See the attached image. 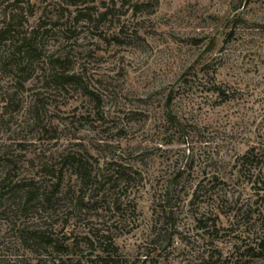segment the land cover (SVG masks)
Here are the masks:
<instances>
[{
	"label": "rangeland",
	"instance_id": "374dc122",
	"mask_svg": "<svg viewBox=\"0 0 264 264\" xmlns=\"http://www.w3.org/2000/svg\"><path fill=\"white\" fill-rule=\"evenodd\" d=\"M21 2L42 56L0 64V264H264V0Z\"/></svg>",
	"mask_w": 264,
	"mask_h": 264
},
{
	"label": "trees",
	"instance_id": "16d2710c",
	"mask_svg": "<svg viewBox=\"0 0 264 264\" xmlns=\"http://www.w3.org/2000/svg\"><path fill=\"white\" fill-rule=\"evenodd\" d=\"M10 7L12 9L9 12L5 11L3 21L0 23V50H4V55H0V64H2L4 67L12 69V71L16 75H23L24 73H27L29 68L42 56L38 44L39 30L33 29L31 32L23 30V22L21 21V16L24 13V8L22 6L21 0H15L10 5ZM86 17H88V15L80 14L77 18L79 20V18L86 19ZM48 62L49 69L52 73L51 79H53V82H58L62 87L66 85H76V83H78L76 77L74 75H70L65 68V66L67 65V58L60 59L54 58L52 56L49 58ZM256 151L257 150L253 148V150L243 156V165L249 163L250 159L254 160L259 156ZM63 160L65 165L70 166L71 169L77 174V177L80 179L82 185H88L91 182V176L86 170V164L82 162L81 159L77 158L76 155L68 154L64 157ZM8 180V177L2 180V187L6 186ZM59 187V184L52 185V191L48 192L46 190H42L37 182L31 181L30 183L24 185H22L21 183H16L13 189L16 190L20 188L24 190V204H30L35 201H40L44 205H51L55 197L54 194L58 193ZM258 190H261V188ZM83 202L84 198L78 197L76 204L77 207L80 208V205H82ZM24 204L19 205L18 207L23 208L25 206ZM25 232L26 231L24 230L22 233ZM28 236L29 239H31V241H34L37 245H40V243L43 241L45 242V245H48L49 247H61L60 245L49 240L46 237L47 235L45 234V232L33 230L28 233ZM261 246L262 245L260 244L259 247ZM253 251V247H247L243 252L248 253L250 257H253ZM107 252V255H105L104 257L98 256V261H96L95 263L91 262V264L114 263L112 257V253L114 252ZM250 252L252 254H250ZM65 264L85 263H82L80 260H73L71 258H68V260L65 261Z\"/></svg>",
	"mask_w": 264,
	"mask_h": 264
}]
</instances>
